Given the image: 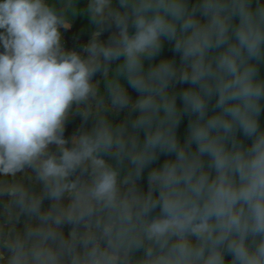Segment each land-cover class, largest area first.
I'll list each match as a JSON object with an SVG mask.
<instances>
[{"label":"clouds","instance_id":"1","mask_svg":"<svg viewBox=\"0 0 264 264\" xmlns=\"http://www.w3.org/2000/svg\"><path fill=\"white\" fill-rule=\"evenodd\" d=\"M262 64L264 0H0V264H264Z\"/></svg>","mask_w":264,"mask_h":264},{"label":"trees","instance_id":"2","mask_svg":"<svg viewBox=\"0 0 264 264\" xmlns=\"http://www.w3.org/2000/svg\"><path fill=\"white\" fill-rule=\"evenodd\" d=\"M81 3L83 4L84 3V0H81ZM70 32L71 31H66V33L68 35H71L72 34ZM88 32H91L90 28L81 29L78 33L79 34L84 33L86 35ZM78 33H75V34L78 35ZM75 34H73V35H75ZM173 47H174V45L172 43H169V42L165 41L164 47H163V50H162L161 54L158 57H156V59H155L154 62H159V60L161 58H173L174 57L177 60V63H179V54H177V53H175L173 51ZM147 64H148V62L146 61V66H147ZM114 66H115V64H114ZM260 74H261L262 77H264V64H262L260 66ZM124 83H125V86L128 87L129 93L135 92L137 94V97H138V93L134 89H132L130 86H128L126 82H124ZM187 87H189V85L187 83H184V84L178 83V87L175 89V91L177 92V106L179 108H182L183 107V102H182V100H181V98L179 96V93L183 89H185ZM119 115H121V113H119ZM189 119H190V117L187 114H185L182 117L181 123L179 124V126L177 128V136H178V138L180 139L181 142H183L184 139L187 136V127H188V121H189ZM260 122H261V126L264 127V112L261 113ZM81 124H82V119H81L80 116L77 115V116L71 117L69 119L68 124L66 125L65 137L67 138L72 133H74L75 131H77V129L80 127ZM90 125H91V121L88 122V126H90ZM238 135L240 136L241 139L244 140V142L246 144H250L251 143V140L250 139H247V138H244L242 133H239ZM141 138H143V133H141ZM172 158H174V155H169V154L161 153L159 155L158 159L156 161H154L153 164L149 165L144 170V173H143L142 178H146L148 176V172L150 171L151 168L158 167V166L162 165L163 162L166 159H172ZM230 259H231V256L230 255H226V260H230Z\"/></svg>","mask_w":264,"mask_h":264},{"label":"crops","instance_id":"3","mask_svg":"<svg viewBox=\"0 0 264 264\" xmlns=\"http://www.w3.org/2000/svg\"><path fill=\"white\" fill-rule=\"evenodd\" d=\"M85 28H89L88 27V19H87V17L86 16H78V17H76L73 20L72 27L68 31H71V32L73 31V34H75V33H78L81 29H85ZM90 33L91 32H88L86 35L84 33H81V34L78 33V35L77 34H75V35L76 36H79L78 37L79 39L81 38L84 42H86L90 38ZM108 35H109V33L108 32H105L103 34V36L101 37V39L102 40H107ZM114 64H115V62L113 63L112 66H114ZM94 79H99V80L102 81L103 80V77L98 73L96 75V77H94ZM129 94H130L132 100H135L137 98V94L135 92L129 93ZM125 111L128 112V110L125 109V110L121 111V113L122 112H125ZM30 175H33L34 176V174H31V173H30ZM17 178L18 179H22V180L26 179L22 174H18L17 175ZM8 179L11 180L12 177H8ZM138 184H139V186L141 187V189L143 191H145V192L147 191V189H148V180H147V177L146 178H141V180L138 181ZM34 186L36 187L37 191H39L40 185L38 183H35ZM49 203L50 202L46 200L44 202V206L47 207ZM23 219L24 218L22 217L21 223H20V225H18V227H20V228L23 227ZM64 231H65V234H67L70 231V226L66 225L64 227Z\"/></svg>","mask_w":264,"mask_h":264},{"label":"built area","instance_id":"4","mask_svg":"<svg viewBox=\"0 0 264 264\" xmlns=\"http://www.w3.org/2000/svg\"><path fill=\"white\" fill-rule=\"evenodd\" d=\"M64 41L66 47H72L79 43H84V41L80 40L79 38L74 37L73 35H68L66 32H64Z\"/></svg>","mask_w":264,"mask_h":264},{"label":"rangeland","instance_id":"5","mask_svg":"<svg viewBox=\"0 0 264 264\" xmlns=\"http://www.w3.org/2000/svg\"><path fill=\"white\" fill-rule=\"evenodd\" d=\"M70 33H72L71 35H73V31L72 32H70ZM74 37H76V38H78L79 36H75V35H73ZM80 40H82L81 38H80ZM83 41V40H82ZM175 89L178 87V83L177 84H175ZM121 113V112H120ZM127 115V112L125 111V112H122L121 113V115H118V116H115L114 117V120L116 121V122H119V120H121V119H123L125 116Z\"/></svg>","mask_w":264,"mask_h":264}]
</instances>
